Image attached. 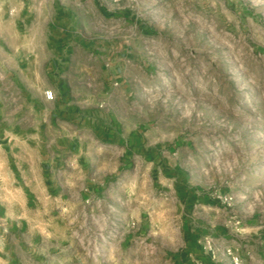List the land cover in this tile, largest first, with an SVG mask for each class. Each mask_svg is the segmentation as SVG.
<instances>
[{
	"label": "rangeland",
	"instance_id": "374dc122",
	"mask_svg": "<svg viewBox=\"0 0 264 264\" xmlns=\"http://www.w3.org/2000/svg\"><path fill=\"white\" fill-rule=\"evenodd\" d=\"M137 8L145 35L96 110L109 147L90 177L46 188L29 108L10 132L0 264H209L228 250L264 264V0ZM108 27L103 44L116 40Z\"/></svg>",
	"mask_w": 264,
	"mask_h": 264
},
{
	"label": "crops",
	"instance_id": "0c3cea01",
	"mask_svg": "<svg viewBox=\"0 0 264 264\" xmlns=\"http://www.w3.org/2000/svg\"><path fill=\"white\" fill-rule=\"evenodd\" d=\"M140 2L0 0V159L6 155L10 132L22 130L25 107L38 130L45 132L40 144L50 165L43 179L46 188L49 181L48 187L57 188V175L69 171L73 179L91 176L95 159L109 147L95 139L102 133L96 110L132 63L134 36L145 35ZM103 23L110 25L104 32L116 36L110 44H103ZM47 90L54 92L53 101L46 99ZM124 168L112 178L132 173ZM108 174L99 177L101 192L112 185ZM4 180L0 175L1 186ZM249 256L244 258L248 264ZM204 259L232 264L221 252Z\"/></svg>",
	"mask_w": 264,
	"mask_h": 264
},
{
	"label": "built area",
	"instance_id": "2783aa9c",
	"mask_svg": "<svg viewBox=\"0 0 264 264\" xmlns=\"http://www.w3.org/2000/svg\"><path fill=\"white\" fill-rule=\"evenodd\" d=\"M113 1H119V0H113ZM45 97L49 101H53L55 99V94L52 90H47L45 92ZM227 255L231 258L232 264H243L242 259L234 254L231 250H228Z\"/></svg>",
	"mask_w": 264,
	"mask_h": 264
}]
</instances>
